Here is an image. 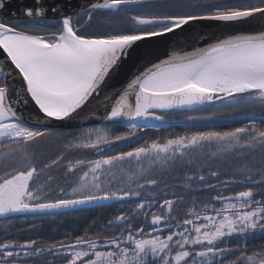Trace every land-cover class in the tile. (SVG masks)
<instances>
[{"label": "snow or ice", "instance_id": "snow-or-ice-1", "mask_svg": "<svg viewBox=\"0 0 264 264\" xmlns=\"http://www.w3.org/2000/svg\"><path fill=\"white\" fill-rule=\"evenodd\" d=\"M10 5L0 0V218L131 206L74 240L5 229L0 264H264V244H248L264 239V0ZM142 48L126 84L105 91ZM177 121L183 132L157 134ZM236 121L247 123L225 126ZM46 140L61 144L48 162L36 155Z\"/></svg>", "mask_w": 264, "mask_h": 264}, {"label": "flooded vegetation", "instance_id": "flooded-vegetation-1", "mask_svg": "<svg viewBox=\"0 0 264 264\" xmlns=\"http://www.w3.org/2000/svg\"><path fill=\"white\" fill-rule=\"evenodd\" d=\"M58 151L59 150L36 149V155L39 159L44 160V162H48L50 157L48 158L47 156L52 155V153L55 155ZM52 174L59 177V183L67 187V182L62 180V172H60L59 169H53ZM122 206L125 207L124 205H118L119 208ZM130 206V204H127V207ZM90 210L93 211L85 212L83 214L69 213L67 215L47 218H33L30 215L27 217L21 216L11 221L12 227H10L9 221L0 218V240L6 238L5 229H8V236L20 240L34 238L43 241L45 245L51 243L53 240H74L76 236L83 235L86 231L89 235H93L96 233V228L105 225V223L100 222L101 218H110L112 214L100 213L99 211L96 212V210H98L96 207H93ZM71 219L75 222L74 224ZM30 226H34L33 230L27 231ZM22 229L25 231H21ZM18 232L20 233L19 236H17ZM237 243L238 241L232 240L228 243V246L235 247ZM248 244L249 246L264 244V239L258 237L248 241ZM227 258L234 259L235 256L229 255ZM45 259L52 262V264H62L61 259L54 258L51 255L41 258V261H39L38 264H43Z\"/></svg>", "mask_w": 264, "mask_h": 264}, {"label": "water", "instance_id": "water-1", "mask_svg": "<svg viewBox=\"0 0 264 264\" xmlns=\"http://www.w3.org/2000/svg\"><path fill=\"white\" fill-rule=\"evenodd\" d=\"M30 3L31 0H11L10 8L13 10H18L21 7H23L25 4H30ZM145 50L146 48H142L133 51L132 55L124 61L121 69L116 74H114L111 77V79L108 80L105 91L111 92L126 84L128 79L133 75V73L137 71L139 66L143 63L141 54ZM96 118H99L98 114H96ZM69 123L71 125H78L81 123V120L71 121Z\"/></svg>", "mask_w": 264, "mask_h": 264}, {"label": "trees", "instance_id": "trees-1", "mask_svg": "<svg viewBox=\"0 0 264 264\" xmlns=\"http://www.w3.org/2000/svg\"><path fill=\"white\" fill-rule=\"evenodd\" d=\"M247 121H236V122H233V123H230V124H227L225 126L227 127H239V126H242V124L246 123ZM123 130V129H121ZM170 131H176V132H183L184 131V128L179 124V122H177L176 124L173 125L172 128H168V129H164L162 130L161 132L157 133L159 135H165L167 134V132H170ZM153 133H152V130H149L147 135L151 136ZM61 148V144L60 142L58 141H55V140H46L44 142H41L40 144H38L36 146V149H41V150H60ZM48 158H55V155L52 153V155H49L47 156ZM60 171V170H59ZM61 172V171H60ZM73 177H68L67 179L63 178V175H62V180L65 182H67V185L69 183H71ZM192 195H200V194H197V193H193ZM201 198L203 199L204 196L201 195ZM118 205L120 204H116V205H112V206H105V207H99L97 211H99L100 213H106V214H112V216L114 214H117L118 213ZM125 207H127V204L124 205ZM97 208V207H96ZM93 210H89L88 212H92ZM108 218H101L100 222L102 223H105L106 220ZM71 221L73 222V224L75 223L72 219ZM103 228V225H101L99 228H96V233L97 232H100L101 229Z\"/></svg>", "mask_w": 264, "mask_h": 264}]
</instances>
